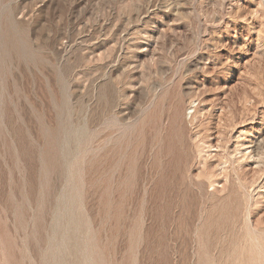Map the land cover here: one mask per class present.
<instances>
[{"label": "rangeland", "instance_id": "374dc122", "mask_svg": "<svg viewBox=\"0 0 264 264\" xmlns=\"http://www.w3.org/2000/svg\"><path fill=\"white\" fill-rule=\"evenodd\" d=\"M0 264H264V0H0Z\"/></svg>", "mask_w": 264, "mask_h": 264}, {"label": "bare ground", "instance_id": "6f19581e", "mask_svg": "<svg viewBox=\"0 0 264 264\" xmlns=\"http://www.w3.org/2000/svg\"><path fill=\"white\" fill-rule=\"evenodd\" d=\"M241 131H242V130H241ZM206 175H207V174H206ZM208 176L210 177V176H212V174H211V175L208 174ZM212 178H213V176H212ZM213 184H214V183H213Z\"/></svg>", "mask_w": 264, "mask_h": 264}]
</instances>
